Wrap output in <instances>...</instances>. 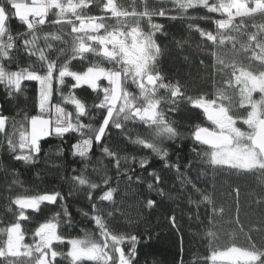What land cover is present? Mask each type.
Returning <instances> with one entry per match:
<instances>
[{"label":"snow or ice","instance_id":"obj_1","mask_svg":"<svg viewBox=\"0 0 264 264\" xmlns=\"http://www.w3.org/2000/svg\"><path fill=\"white\" fill-rule=\"evenodd\" d=\"M168 2L171 8L165 7ZM97 5L99 13L90 14ZM191 9L206 10L199 19L211 21L215 31L191 23L188 28L199 34L202 44L211 43L213 67L230 70L227 87L216 88L211 95L190 92L179 79H168L160 65L164 49L157 33L166 35L165 25L153 22V17L193 19L188 15ZM257 15L264 17V0H162L159 7L143 0L140 11L135 4L129 10L117 0H0V85L9 98L23 95L26 81L37 85L35 114L24 113L22 119H16L0 111V142L6 139L13 160L31 165L40 159L41 142L53 137L62 142L57 155L63 156V145H67L71 157L83 164L79 169L73 167L72 175L62 177L68 184L67 193L54 188L13 196V186L20 181L13 179L5 184L9 196L4 209L13 222L0 227V264H140L138 246L147 241L124 231L115 215L120 209L108 208L104 202L116 204L119 177L140 182L143 177L132 165L147 171L149 157L121 154L119 147L110 145L113 129L120 130L119 135L129 143L158 157L164 168H175L183 176L180 165L169 160L164 145L182 136L167 113L189 106L199 110L208 122L193 125L190 133L192 151L201 162L214 169L264 177V23L251 25L256 31H247V19ZM144 20L148 31L142 27ZM13 21H18L20 27L14 30ZM47 25L61 27L59 31H45ZM64 25L70 27L69 32H64ZM53 42L65 47H55ZM229 51L233 55L249 53L248 59L258 62L259 67L227 59ZM66 52L70 55L61 59ZM20 53L29 59L26 66L18 63ZM73 60L81 62L80 70H74ZM66 84L67 93L63 91ZM85 86L95 93L91 104L76 92ZM54 94L59 100L54 101ZM65 105L73 106L72 110ZM130 125H138L143 131L131 137ZM97 149L102 155L92 164V172L99 176L98 182L87 172ZM109 166L115 169L116 187L112 186ZM149 175L157 184L161 182L155 170ZM182 183L191 181L185 179ZM191 187L199 199L190 197L189 202L197 208L205 205L208 213L205 237L210 255L205 259L211 264H264V245H258L250 236L247 246L217 243L216 219L223 216L224 209L195 183ZM148 188L153 190V184ZM28 191L24 189V193ZM80 192L86 193L89 208L77 210L94 224L95 232L81 229L83 235L67 236L60 230L62 225L72 227L75 222L65 201ZM235 193L238 197L239 189ZM49 205L58 210L28 230L23 222L30 223L32 214L50 211ZM144 207L155 209L159 204L147 199ZM126 219L130 228L133 221ZM166 219L179 233L176 216ZM235 220L239 224L238 216ZM29 231L31 239L26 242ZM143 235L152 238L147 230ZM180 242L183 251L182 236ZM61 247L67 251H61Z\"/></svg>","mask_w":264,"mask_h":264},{"label":"trees","instance_id":"obj_2","mask_svg":"<svg viewBox=\"0 0 264 264\" xmlns=\"http://www.w3.org/2000/svg\"><path fill=\"white\" fill-rule=\"evenodd\" d=\"M122 6L131 10L135 4L137 11L142 10L143 0H117ZM150 6L159 7L162 0H148ZM165 7L171 8L170 2ZM99 7L94 6L90 14H98ZM173 15L178 13L173 12ZM204 9H191L188 15L193 19H176L170 20L163 17H153V22L165 25L166 35L157 33L158 43L164 49V55L161 58V69L168 79H179L181 83L187 85L190 92H207L211 95L216 88H226L225 81L230 78V70L218 71L213 67L214 57L211 54V43L201 41V37L195 31L188 28L191 23L198 24L201 28L215 31V25L211 21L199 19L205 15ZM218 15V14H208ZM145 31H148L147 21L141 22ZM264 23V17L259 15L248 18L247 31H256L251 27L253 24ZM13 29L19 28V22L13 21ZM59 25H47L45 31H59ZM64 32H69L70 27L63 26ZM180 43H177V42ZM186 41V42H185ZM55 47H65L59 42H53ZM198 47V45H201ZM231 47L230 45L228 46ZM239 48V44L237 45ZM230 52V51H229ZM227 52V53H229ZM226 53V54H227ZM69 52L65 53V59ZM249 53L239 52L233 56V59L243 62L246 66L250 63L254 68H258V62H252L248 59ZM35 59L34 57L32 58ZM201 60L204 61L201 64ZM18 63L26 66L29 59L23 54H18ZM72 66L74 70H80L81 62L73 60ZM15 67V65H13ZM219 67V66H217ZM68 83H71L70 78ZM106 84V81H102ZM27 88L23 95L9 98L5 89L0 85V111L3 115L10 118L22 119L24 113L33 115L36 113L35 98L37 94V85L35 82H25ZM63 91L67 93V84ZM163 92V90H161ZM232 92L231 88L227 89ZM77 94L91 104L95 99V93L86 86L76 90ZM258 97V94H254ZM54 101L59 100V96L54 94ZM68 110H72L71 105H65ZM166 107V106H165ZM241 113L243 110H240ZM176 121L178 130L182 136L174 143L165 142V147L169 151V160L180 165L181 176L175 168H164L163 162L158 157L151 154L148 150H143L136 145L129 143L128 139L119 135L117 129H113L110 145L119 147L121 154H134L137 158L147 155L149 157V166L147 171L140 169L136 164L132 167L136 169V174L142 175L140 182L128 181L126 177H119V187L116 194V204L108 205V208H118L116 217L119 220V226L124 231L141 235L142 243L138 246V259L140 264H211L205 257L210 255L208 239L205 237V226L208 224V213L205 211V205L201 204L199 208L195 203H190L189 198L198 200L199 196L192 190L191 183H195L198 188L206 191L214 200L217 207L224 209L223 216L216 219V230L219 240L217 243L221 246L231 245L235 243L237 246H247L249 236L258 245H264V177L260 175L241 174L238 172L214 169L210 165L201 162L196 153L192 151L194 147L190 137L192 126L195 124L206 125L208 122L200 114L199 110H192L189 106H183L180 111L175 113H167ZM11 123L8 122V131H11ZM132 132L131 137H135L137 131H143L138 125H130ZM43 151L40 153V159L31 165H26L22 161L12 159L9 153L6 139L0 142V220L3 224L0 227L13 222V217L4 209L6 198L9 193L5 189L6 183H11L13 179L20 181L19 185H14L11 195L18 193L32 194L36 190L50 191L52 189H60L67 193L68 184L62 177L72 175V168L77 169L83 167L79 158L73 159L68 152L67 145L64 155H57V149L62 142L59 139L48 137L42 141ZM102 154L97 149L93 161L89 162L90 166L87 170L91 179L99 181V176L92 172V164L97 157ZM104 164H108V160H104ZM190 164V167L187 165ZM110 167V166H109ZM15 169V173L11 172ZM155 170L161 176V182L156 183L155 179L149 175ZM109 175L113 177L112 186L116 187L117 177L115 169L110 167ZM191 181V183H182V180ZM149 184H153V190L148 188ZM24 189H28L24 193ZM162 190V194L161 191ZM239 189V195L236 196L235 190ZM147 199H153L158 202L159 207L155 209H147L144 203ZM69 205V212L74 218V226L68 227L62 225L61 231L67 236L83 235L81 229L95 232L94 224L83 217L78 208L88 210L89 205L86 199V193L80 192L71 197L66 198ZM42 207H44L42 205ZM50 211L43 214H32V221L23 222L28 230L38 226V222H43L56 211L55 206L49 205ZM31 212V211H29ZM123 213V214H122ZM106 214V213H105ZM169 215H175L177 223L180 226V232L169 224ZM197 215L199 219H197ZM239 217V224L235 218ZM133 221L131 227H128L127 219ZM67 219V218H63ZM242 227V231H241ZM259 229V230H257ZM151 233L152 238L147 239L143 234L145 231ZM183 237V251H181L180 237ZM31 234L25 237L26 242H30ZM61 251H67L61 247ZM59 259V258H58ZM67 264V261H63Z\"/></svg>","mask_w":264,"mask_h":264},{"label":"rangeland","instance_id":"obj_3","mask_svg":"<svg viewBox=\"0 0 264 264\" xmlns=\"http://www.w3.org/2000/svg\"><path fill=\"white\" fill-rule=\"evenodd\" d=\"M233 56H234V55H233L232 52H229V53L226 54V58H227V59H233ZM252 65H253V64H252ZM253 67H254V66H253Z\"/></svg>","mask_w":264,"mask_h":264},{"label":"water","instance_id":"obj_4","mask_svg":"<svg viewBox=\"0 0 264 264\" xmlns=\"http://www.w3.org/2000/svg\"><path fill=\"white\" fill-rule=\"evenodd\" d=\"M29 211H31V210H29Z\"/></svg>","mask_w":264,"mask_h":264}]
</instances>
